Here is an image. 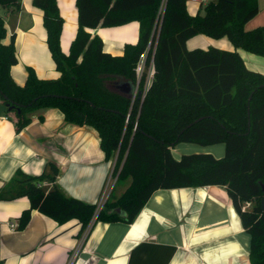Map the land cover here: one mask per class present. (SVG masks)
<instances>
[{
  "label": "trees",
  "instance_id": "16d2710c",
  "mask_svg": "<svg viewBox=\"0 0 264 264\" xmlns=\"http://www.w3.org/2000/svg\"><path fill=\"white\" fill-rule=\"evenodd\" d=\"M186 1L165 0L161 11L162 0H76L77 34L65 56L56 0H32L44 14L48 48L61 75L42 81L28 68L22 86L10 75L16 58L13 41L4 43L0 17V105L14 107L0 114L20 132L33 111L60 110L66 124L96 132L105 159L114 160V188L126 186L120 196L112 190L96 213V205L68 198L55 186L53 165L52 173L37 177L17 171L0 200L28 198L18 229L33 210L59 225L76 220L81 234L94 218V223L130 225L157 190L221 186L250 236L249 264H264V75L247 69L236 51L185 47L197 35L226 37L235 49L264 57V26L244 29L257 15L258 2L211 0L203 14L190 16ZM0 6L18 10L20 0H0ZM132 22L139 24L138 40L125 45L120 56L106 53L102 40L88 33ZM146 68L154 73L144 89ZM181 143L223 144L224 156L187 154L176 160L171 151ZM43 180L53 184L50 191L40 187ZM244 203L251 209L243 210Z\"/></svg>",
  "mask_w": 264,
  "mask_h": 264
},
{
  "label": "crops",
  "instance_id": "0c3cea01",
  "mask_svg": "<svg viewBox=\"0 0 264 264\" xmlns=\"http://www.w3.org/2000/svg\"><path fill=\"white\" fill-rule=\"evenodd\" d=\"M210 1L187 0L188 15L203 14ZM257 2L259 11L245 24L246 31L264 26V0ZM56 4L63 20L60 50L68 56L78 28L76 0H56ZM0 8L4 43L13 41V81L22 86L28 68L38 80L59 79L43 12L32 0H20L18 10ZM88 33L102 40L106 53L120 56L125 45L137 42L139 24L98 27ZM203 37L188 39L186 49H207L203 46L210 44L236 51L247 69L264 75V57L235 49L226 37L215 41ZM29 116L31 122L16 132L14 123L0 114V192L8 191L17 171L37 177L52 173L53 165L55 186L66 197L96 205L105 187L112 185L114 163L105 159L96 132L66 124L58 109H38ZM40 187L48 192L53 184L43 180ZM112 190L120 196L123 189L116 193L113 186ZM29 207L26 197L0 200V264H249V247L240 239L247 233L221 186L157 190L132 224L93 222L86 235V230L81 234L78 221L59 225L36 210L31 211L27 225L18 229L19 218ZM120 215L124 217L123 212Z\"/></svg>",
  "mask_w": 264,
  "mask_h": 264
},
{
  "label": "rangeland",
  "instance_id": "374dc122",
  "mask_svg": "<svg viewBox=\"0 0 264 264\" xmlns=\"http://www.w3.org/2000/svg\"><path fill=\"white\" fill-rule=\"evenodd\" d=\"M1 10L2 9L0 8V12H1ZM203 38H205L208 41L217 40V39H211L209 37H203ZM206 45L207 44H205L203 47H214V46H211L210 44H208L207 46ZM142 61L144 62V58L142 59ZM145 73L148 74L147 68L145 69ZM172 150H173V151H171L172 155L176 160L179 159L182 155H187V154H211L213 157H215L217 159L222 158L224 156V145L223 144H217V145L202 147V146H198L195 144L181 143V144L176 145V147H174ZM112 162H114V160H112ZM125 188H126V186L117 185L116 186V193H118L120 189H123L122 190V192H123ZM120 192H121V190H120ZM240 239H241V242L245 243V245L247 244V246L249 247L250 236L248 234L242 235Z\"/></svg>",
  "mask_w": 264,
  "mask_h": 264
},
{
  "label": "built area",
  "instance_id": "2783aa9c",
  "mask_svg": "<svg viewBox=\"0 0 264 264\" xmlns=\"http://www.w3.org/2000/svg\"><path fill=\"white\" fill-rule=\"evenodd\" d=\"M165 5V0H162V7H161V11L163 10V7ZM143 59V58H142ZM141 61L138 63L137 67H136V75L137 77L139 78L141 76V74L143 73L144 71V62ZM153 73H154V70L153 68H150L149 71H148V76H147V79H146V83H145V88L144 89H147L148 86L150 85L151 83V79L153 77ZM112 173H113V170H112ZM110 179L112 180V185L111 187L109 186H106L105 189H104V192L99 200V202L96 204L97 208H96V213L99 212L103 205L105 204V202L108 200L109 198V195L111 193V190L115 184V181H116V178L113 177V175L111 174V177ZM251 209V204L250 203H244V206H243V210H249ZM95 221V218L93 219V221L89 224V226L87 227L86 229V232H85V235L87 233H89L90 229H91V226L93 224V222ZM10 228H16L13 224H10Z\"/></svg>",
  "mask_w": 264,
  "mask_h": 264
},
{
  "label": "water",
  "instance_id": "95a60500",
  "mask_svg": "<svg viewBox=\"0 0 264 264\" xmlns=\"http://www.w3.org/2000/svg\"><path fill=\"white\" fill-rule=\"evenodd\" d=\"M158 21H159V17L156 21V25H157ZM13 109H14V107H8V105H0V112L1 113H4L6 111L9 112V111H12ZM17 113H19V109H17ZM263 190H264V188H263ZM260 208H261L262 213H264V198L260 201Z\"/></svg>",
  "mask_w": 264,
  "mask_h": 264
}]
</instances>
